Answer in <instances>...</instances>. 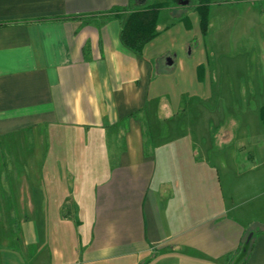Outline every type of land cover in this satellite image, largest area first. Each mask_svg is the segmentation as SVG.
I'll list each match as a JSON object with an SVG mask.
<instances>
[{"label":"crops","instance_id":"1","mask_svg":"<svg viewBox=\"0 0 264 264\" xmlns=\"http://www.w3.org/2000/svg\"><path fill=\"white\" fill-rule=\"evenodd\" d=\"M172 1L138 56L126 14L105 16L132 0H0V147L21 162L0 181V264H229L264 227V160L183 121L199 0ZM244 264H264V234Z\"/></svg>","mask_w":264,"mask_h":264},{"label":"rangeland","instance_id":"2","mask_svg":"<svg viewBox=\"0 0 264 264\" xmlns=\"http://www.w3.org/2000/svg\"><path fill=\"white\" fill-rule=\"evenodd\" d=\"M155 2L174 4L172 0H149ZM231 4L238 5L231 13H212L207 37L198 29L191 34L184 56L190 64L203 60L204 83L201 97L193 98L189 109L185 107L183 121L189 123L192 136L206 132L210 139L232 140L240 154L264 160V13H253L264 11V0L248 6L237 1ZM189 15L194 18L196 13ZM165 17V13L160 15L161 25ZM11 152L20 154L21 147ZM7 154L0 147V181L7 168L21 165L10 161Z\"/></svg>","mask_w":264,"mask_h":264},{"label":"trees","instance_id":"3","mask_svg":"<svg viewBox=\"0 0 264 264\" xmlns=\"http://www.w3.org/2000/svg\"><path fill=\"white\" fill-rule=\"evenodd\" d=\"M244 2L247 0H235V2ZM231 0H199L194 6L193 10L198 18V28L202 37L206 36L209 26V9L212 4L235 3ZM168 9L166 3L150 4L149 0H144L141 6L135 5V0L128 7H119L112 9L105 16L110 18H118L121 14H126V19L121 26L120 41L122 45L141 56L144 47L158 37L161 33L157 29L158 15L161 10ZM170 11V10H169ZM264 234L263 228H256L248 230L245 234L244 241L240 245L236 255L230 260L229 264H244L245 257L252 244L253 239L259 235ZM249 241L246 243L247 238Z\"/></svg>","mask_w":264,"mask_h":264},{"label":"water","instance_id":"4","mask_svg":"<svg viewBox=\"0 0 264 264\" xmlns=\"http://www.w3.org/2000/svg\"><path fill=\"white\" fill-rule=\"evenodd\" d=\"M249 239H250V236L247 238L246 243L249 241Z\"/></svg>","mask_w":264,"mask_h":264}]
</instances>
